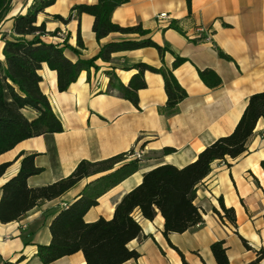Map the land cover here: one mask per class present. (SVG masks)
<instances>
[{
  "label": "crops",
  "instance_id": "obj_1",
  "mask_svg": "<svg viewBox=\"0 0 264 264\" xmlns=\"http://www.w3.org/2000/svg\"><path fill=\"white\" fill-rule=\"evenodd\" d=\"M32 1H10L0 23V60L1 33L9 35L13 17L24 14ZM96 1L55 0L45 7L36 16L47 32L42 39L76 48L77 53L64 51L75 61L93 57L109 42L137 38L113 32L96 39L93 16L71 11L76 4ZM163 12L166 16L158 18ZM57 15L70 17L61 21ZM110 18L121 26L140 23L168 51L163 57L154 47L114 52L110 61L97 59L96 69L82 70L62 92L56 86V72L42 64L40 89L61 121L62 131L23 139L0 154V164L10 163L0 176V186L19 170L20 153L34 154V163L42 171L29 176L27 184L35 187L69 175L80 160H102L130 149L141 151L139 169L97 199V205L84 215L88 222L110 219L115 205L141 182L144 172L166 163L180 168L195 160L207 145L233 131L249 96L264 92V0H128L116 6ZM196 26L205 28L198 37L193 35ZM78 35L82 48L77 46ZM176 56L184 61L172 73L186 96L170 116L160 111L167 97L159 73L144 72L146 86L137 91V106L116 90H107L109 70L126 85L137 72L134 64L171 68ZM203 69L212 70L220 83L214 87L205 84L198 75ZM23 113L29 119L36 115L30 108ZM163 148L173 150L162 153ZM96 176L82 179L58 198L38 203L20 219L0 223V264H42L35 254L38 244L50 241L48 226L53 214ZM219 201L234 209L235 225L219 218L216 211L223 215ZM195 204L203 221L167 237L159 212L148 220L135 210L141 233L128 247L138 257L126 264H215L210 244L217 240L224 241L229 264H264V257L258 258L264 250V118L257 120L244 153L212 161L197 186ZM48 264L86 263L79 251Z\"/></svg>",
  "mask_w": 264,
  "mask_h": 264
},
{
  "label": "trees",
  "instance_id": "obj_2",
  "mask_svg": "<svg viewBox=\"0 0 264 264\" xmlns=\"http://www.w3.org/2000/svg\"><path fill=\"white\" fill-rule=\"evenodd\" d=\"M11 0H0V23L8 12ZM128 0H97L94 4L81 3L71 8L76 15L86 13L93 16L92 31L96 39L109 33L133 34L137 38L109 42L100 47L98 53L91 58H78L71 61L64 53L66 49L77 53V49L66 42L62 45L45 42L44 22L37 23V14L55 2V0H33L24 14L13 17L9 35L1 33L2 55L0 60V154L13 148L23 139L45 133L62 131V124L53 112L47 96L40 89L42 80L39 70L42 64L56 72V86L62 92L76 81L82 70L97 68L95 61H110L111 54L117 51L134 50L143 47H154L160 57L168 48L155 43L149 31L140 23L132 26H121L112 22V10ZM61 21H67L70 16ZM77 46L83 47L80 36ZM218 54L227 57L221 51ZM184 61L176 56L171 68L153 67L145 63H136L133 74L125 85L120 82L113 70L107 71L109 76L108 91L117 93L138 105L137 91L146 86L144 72L159 73L164 82L166 103L160 111L170 116L176 105L186 96L179 85L172 69ZM200 79L210 87L220 83L219 77L210 69L198 70ZM24 108L36 112L33 118L23 113ZM264 118V92L249 96L233 131L214 140L202 149L195 160L183 167L172 164L158 165L142 175L141 182L125 193L115 205L110 219L99 217L88 222L84 219L86 212L97 205V199L136 172L143 159L130 149L109 158L97 161L80 160L74 170L67 176L48 184L30 187L27 178L39 174L42 168L34 163V154L20 153V167L16 174L0 186V223L20 219L38 203L53 200L65 194L84 178L97 175L87 182L79 194L68 204L57 210L50 222V241L38 244L35 256L42 264H48L66 255L81 252L86 264H126L136 259L138 253L130 249L131 240L140 236L141 227L134 218V211L139 210L142 217L152 220L157 212L163 217V234L182 233L192 226L200 224L202 216L195 204L198 184L210 171L212 161L236 158L246 151V144L256 122ZM172 148H163L162 153H169ZM9 162L0 164V176ZM223 215L235 225V213L232 207L226 208L219 201ZM223 240L210 244V251L215 264H229ZM182 255V254H181ZM264 257L261 250L258 258ZM3 264H13L4 262Z\"/></svg>",
  "mask_w": 264,
  "mask_h": 264
},
{
  "label": "built area",
  "instance_id": "obj_3",
  "mask_svg": "<svg viewBox=\"0 0 264 264\" xmlns=\"http://www.w3.org/2000/svg\"><path fill=\"white\" fill-rule=\"evenodd\" d=\"M166 16V13H160L159 15H158V18H163V17H165ZM205 31V28L203 27V26H196L194 29H193V35L194 36H196V37H198L201 33H203ZM207 32H208V30H207ZM208 38V37H207ZM141 151H139V150H137V151H135V155L137 156V157H141Z\"/></svg>",
  "mask_w": 264,
  "mask_h": 264
},
{
  "label": "rangeland",
  "instance_id": "obj_4",
  "mask_svg": "<svg viewBox=\"0 0 264 264\" xmlns=\"http://www.w3.org/2000/svg\"><path fill=\"white\" fill-rule=\"evenodd\" d=\"M2 28H0V30H1ZM143 155V153H141V156Z\"/></svg>",
  "mask_w": 264,
  "mask_h": 264
}]
</instances>
